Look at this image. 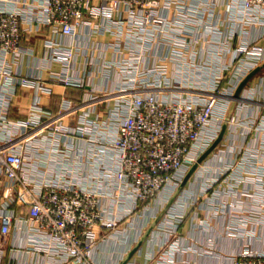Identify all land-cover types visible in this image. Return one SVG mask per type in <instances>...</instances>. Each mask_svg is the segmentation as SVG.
<instances>
[{"label":"built area","instance_id":"built-area-1","mask_svg":"<svg viewBox=\"0 0 264 264\" xmlns=\"http://www.w3.org/2000/svg\"><path fill=\"white\" fill-rule=\"evenodd\" d=\"M222 1L234 8L228 11L227 34L214 12ZM251 26L264 27V0H0L1 64L31 57L22 45L24 36L46 29L43 70L51 81L85 91L81 102H67L51 114L42 109L41 98L50 88L41 74L25 77L3 67L0 106L8 87L32 89L34 98L26 119L8 123L0 116V256L12 232L25 227L27 250L51 254L52 264H87L101 232L118 231L126 218L167 189H176L227 124L228 130H242L246 143L234 153V164L208 176L199 196L230 199L226 208L213 203L206 210L210 218L229 211L228 238L242 240L239 250L226 257L228 264H264V114L226 118V108L220 107L241 102L264 109V101L233 95L252 67L248 63L264 59V47L241 38ZM238 35L232 59L222 61ZM53 65L60 71H53ZM99 76H116L115 86L92 87ZM100 104L108 106L102 129L113 136L111 142L90 137L100 128L88 122V110ZM76 113L82 115L77 126L63 124ZM259 127L261 134L248 146L247 138ZM84 138L112 151L110 164H100L94 151L74 158L75 165L85 161L90 166L86 182L79 181L70 164L54 176L32 163L33 156L42 164L48 155L70 159L61 147L69 151ZM234 167L243 173L228 181ZM246 182L252 187L239 189ZM247 200L249 210L243 208ZM126 203L128 211L117 215ZM182 221L178 217L168 236L178 235ZM201 222L196 226L204 227L206 221ZM164 246L175 250L178 243L167 241L161 254L168 251ZM169 259L167 264H179ZM130 260L126 264H136Z\"/></svg>","mask_w":264,"mask_h":264},{"label":"crops","instance_id":"crops-1","mask_svg":"<svg viewBox=\"0 0 264 264\" xmlns=\"http://www.w3.org/2000/svg\"><path fill=\"white\" fill-rule=\"evenodd\" d=\"M233 10L234 8L230 9L228 3L223 1L222 5L219 7L217 6L216 10H214V12L218 11L217 13L219 14L216 16V20L222 19L223 21L224 26L221 28L224 34L228 33V26L226 25L228 11L231 13ZM209 22L210 21L207 20V23ZM47 34L46 29H44L40 34L32 33L24 36L22 45L25 48H28L33 55L31 57H24L21 63L7 66L6 63L1 64L2 62H0V92L3 81V77L1 76L3 67L9 69L14 74L21 73V75L25 77L41 74L45 78V85L50 88V92L43 95L41 98L42 109L51 114H55L60 112L67 102H81L85 91L76 87H66L49 79V72L43 70L44 57L47 56L43 41ZM214 37L211 38L214 39ZM239 38L240 35L234 39L232 48L228 49L223 54L224 56H221L222 61H224V59H226V61L232 59ZM241 38L256 42L258 45L264 47V27L251 26L246 33H241ZM66 42H68L67 39ZM202 47H206V45L203 43L201 45V48ZM200 53L201 55L199 56V59L203 60L204 55L201 50ZM9 62L10 60L8 63ZM248 64H252V67H250L249 72L240 81L238 85L240 88L233 91V95H235L239 89L237 94L238 97L242 99L252 98L254 101L263 102L264 59L261 62H249ZM52 70L58 72L60 71V66L53 65ZM203 74L205 75L206 72ZM95 78L96 79H94L92 85L94 88H113L116 84V76H112L110 80L102 79L100 76ZM203 79L207 80L208 77ZM12 90L14 91V94H11ZM33 94L34 91L32 89H19L18 87L12 89L11 87H8L7 95L4 99V105L0 106V116L2 115L8 123H14L18 120L26 119L29 115V106L33 102ZM1 95L2 94H0V96ZM220 107L222 109L226 108V118L233 115L239 120L244 118L252 119L257 115L264 114V109L254 104L244 105L241 102H226L224 105H220ZM107 108V104H100L95 107L93 111L91 109L88 110L90 111V114L87 117L88 122L91 124L97 123L100 128L97 131H93L90 136L92 139L102 140V137L104 136L110 142L112 141L113 136L105 133V130L102 129L104 128L102 127L104 121L107 120L105 114ZM221 113H223V111L220 112L219 109L217 115L220 117ZM81 118V113H76L70 117H66L63 120V124L69 127H75ZM260 129H262V127H259V132L256 131L247 138L249 139L248 146L257 140V137L261 134ZM241 131L242 130L236 127H230L229 131L224 132L222 139L207 154L202 162L198 164L196 170L191 174L184 187H182V190L174 197L172 202L171 198L175 195L183 180L176 189L173 191L167 189L164 193L153 199L145 209L126 218L124 224L118 231L108 233L105 230L103 232L100 230V232L103 233V235L100 236V241L101 239L103 241L98 243L95 249L91 251L87 264H120L141 238L148 232L149 234L132 256L130 260L131 262L136 264H167L165 260L172 258L175 263L179 264L184 261H189L192 264H228L226 257L239 250L242 240H232L228 238V227L230 221L233 219L230 217L229 211L225 209L216 217L210 218L206 213V210L209 209L208 207L213 203H223L225 205L230 199H226L225 196H212L211 198L207 197V199H205L200 198L199 195L202 191L203 183L205 182L203 176L209 170L214 172L212 176H215V173H217L222 167L224 168L228 165L234 164V153L238 151L242 143H246V139H244ZM261 135H264V133ZM214 142L208 149L211 148ZM101 143L103 142L101 141ZM100 146V149H98L99 147L87 143V139L84 138L78 140L69 151L61 147L62 150L69 153L71 156L70 159L69 157L63 159L62 156L58 154L48 155L46 164H42L37 163L39 162V159L33 156L32 163L38 168L37 171H46L48 174L54 176L60 172L68 171L69 169L66 170L67 166H69L67 164H70L73 169L77 170L79 177H81L79 181L83 183L86 182V174L90 170V166L87 165L85 161L80 165H75L74 158L77 155L82 156L89 151H94L101 156V159L99 160L100 164H110L108 157H111L112 155L111 149L106 145L104 146L100 144ZM203 163L205 166H202ZM241 173H243L242 169L234 167L232 168L230 177L241 175ZM227 187L229 188L228 184L226 185L225 182L222 183V189L224 191H226ZM251 187L252 185L246 182L245 184H241L239 189H250ZM193 201H196V207L186 208L188 203ZM104 203L105 201L103 204ZM243 206L245 210H249V200L244 201ZM129 207V203H126L124 208L118 210L120 213L117 211V215H123L124 212L128 211ZM164 209H166L165 213H163ZM18 211L24 212L25 210L18 209ZM180 216L183 217V221L180 225L178 235L168 236ZM200 219H205L206 224H204V227L196 226ZM154 223L155 225L151 228ZM171 240L178 243V248L170 250V247L164 246V249L166 250L167 248L168 251L167 253H163L164 258H161L160 246L166 245L167 241ZM28 243L29 237L25 231V227L21 229V232L14 230L9 236L6 246L3 247L4 254L3 256H0V264H52V262L55 261L51 254L35 253L27 250ZM252 245L257 248L259 247L258 244ZM183 249L185 250L181 252ZM205 249L210 250L213 254L209 251L204 252L203 250ZM199 250L203 251V253H198ZM214 254H217L218 256ZM58 260L62 261V258L58 257Z\"/></svg>","mask_w":264,"mask_h":264},{"label":"water","instance_id":"water-1","mask_svg":"<svg viewBox=\"0 0 264 264\" xmlns=\"http://www.w3.org/2000/svg\"><path fill=\"white\" fill-rule=\"evenodd\" d=\"M240 88V87H238ZM239 90V89H238ZM238 90L236 92V94L234 95V97H238ZM226 131V124H224L222 126L221 132L217 138V140L214 142V144L211 146L210 149H208L198 160L197 162L191 167V169L188 171L187 175L185 176V178L183 179L180 187L178 188V190L176 191L175 195L171 198V202L174 199V197L182 190V187H184L186 181L188 180V178L191 176V174L196 170L198 164H200L202 162V160L207 156V154L218 144V142L222 139L224 132ZM170 203V202H169ZM166 212V209L163 210V213ZM155 225V223L151 226V228ZM149 234V232L147 234H145L141 240L135 245V247L128 253V255L125 257V259L120 263V264H126L131 258L132 256L135 254V252L138 250V248L140 247L142 241L146 238V236Z\"/></svg>","mask_w":264,"mask_h":264},{"label":"rangeland","instance_id":"rangeland-1","mask_svg":"<svg viewBox=\"0 0 264 264\" xmlns=\"http://www.w3.org/2000/svg\"><path fill=\"white\" fill-rule=\"evenodd\" d=\"M226 131H229V130L227 129V124H226ZM210 158H211V157H210ZM210 158H209V159H210ZM202 166H205V164L203 163ZM231 170H232V168H231ZM212 173H213V172H212L211 170H209V171L205 174L206 176H205V175L203 176V180L206 181L207 178H208V176H209L210 174H212ZM229 173H231V171H230ZM194 175H196V174H194ZM227 175L229 176V174H227ZM210 177H211V176H210ZM232 178L236 179L237 177H236V175H234V176H232L231 178H229L228 181H229L230 179H232ZM208 180H209V178H208ZM214 183L216 184V182H214ZM207 196L211 198L213 195H212V194H208ZM214 196H216V195H214ZM201 221H202L201 223H204V222H205V219H201ZM121 226H122V225H121ZM102 241H103V240L101 239V241H99V243L102 242ZM201 248H202V247H201ZM198 253L202 254L203 251L199 250ZM164 255H165V254H164ZM160 257H161V258H164L163 254H161ZM87 260H89V258H88Z\"/></svg>","mask_w":264,"mask_h":264}]
</instances>
